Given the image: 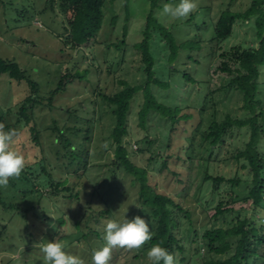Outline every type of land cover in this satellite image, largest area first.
<instances>
[{
	"label": "rangeland",
	"instance_id": "1",
	"mask_svg": "<svg viewBox=\"0 0 264 264\" xmlns=\"http://www.w3.org/2000/svg\"><path fill=\"white\" fill-rule=\"evenodd\" d=\"M60 1L0 0V58L17 63L39 87V104L28 111L32 120L27 124L19 113L29 85L0 76V125L21 132V139L10 147L25 159V170L0 187V198L7 205L6 210L0 205V264H43L37 244L54 239L83 264H91L93 250L105 243L103 225L108 219L122 222L141 216L153 236L156 222L139 201V185L114 164L115 107L102 98L122 91L124 83L144 85L142 54L136 44L143 39L151 13L174 41L170 47L162 31L152 26L155 78L167 84L153 87L152 92L158 102L178 106L179 116L187 118L173 127L151 112L142 125L139 113L145 98L140 91L131 102L124 147L135 166L147 169L149 185L184 211L174 210V234L186 250L185 255L174 254L175 264L227 258L230 253L208 251L202 239L206 231L230 228L244 218L264 226V210H253L251 203L242 201L249 193L251 175L234 158L250 134L247 128H234L211 157L203 136L213 121L245 114L243 95L226 88L231 77L221 70L225 61L221 55L236 47H258L254 21H237L227 40L213 38L220 15L227 10L244 12L251 0H196L195 10L182 20L160 14L163 3L178 0H104L101 31L79 47L68 40L72 12L63 11ZM77 74L85 78L77 79ZM185 74L194 82H187ZM63 78L64 91L55 95ZM262 92L264 109V87ZM32 127L39 133V146L32 142ZM58 130L69 139V146L58 139ZM261 150L264 153V139ZM206 172L227 181L239 179L240 184L226 181L214 192L213 183L204 182ZM53 182L60 183L58 194ZM232 193L240 200L234 211L215 219V207ZM147 244L139 249L112 248L108 264H147ZM258 253L257 264H264V246ZM184 257L186 263H180Z\"/></svg>",
	"mask_w": 264,
	"mask_h": 264
},
{
	"label": "trees",
	"instance_id": "2",
	"mask_svg": "<svg viewBox=\"0 0 264 264\" xmlns=\"http://www.w3.org/2000/svg\"><path fill=\"white\" fill-rule=\"evenodd\" d=\"M54 1V0H52ZM156 2V0H153ZM232 2L237 0H231ZM60 7L63 11L71 10L72 17L69 22L68 40L74 46H82L96 38L102 29L104 21V0H61ZM254 21V30L256 39L259 41L258 47L246 48L236 47L230 53L221 55L225 61L221 64V70L227 73L231 79L227 84V89H234L243 95L242 118H234L227 115L221 122L213 121L209 130L204 133L203 139L209 143L210 157L216 147L224 144L225 137L234 129L249 130V140L244 149L238 151L234 156L236 161L242 162V168L247 169L251 175L250 190L248 195L242 200L245 203H251L253 210H264V153L261 150V144L264 139V109H263V87H264V0H251L250 6L240 13H233L230 10L223 12L215 27L213 40L221 42L231 37L233 28L237 21ZM158 27L162 31L170 47H174L172 37L165 32L166 29L155 22L153 13L147 17L146 28L143 32V39L136 47L142 54L143 71L146 76L144 85L130 86L124 83V89L115 95H102V98L111 106H114V116L116 120L115 128L112 132L114 151V164L133 177V182L139 185L138 198L142 207L150 209L151 216L156 222V228L151 240L148 241L146 248L152 244L159 243L173 255L179 253L185 255V246L180 245V240L174 234L177 226L174 210L184 212L182 207L168 196L158 194L153 187L149 185V173L147 169L135 166L129 159V153L124 147L125 138L128 136V118L131 108V102L135 95L143 92L145 102L139 117L141 124L144 125L147 116L151 112L158 113L160 116L168 119L172 126L177 125L182 118L180 117L179 107L171 108L158 102L152 92L153 87H165L155 78L154 58L151 54V28ZM156 29V28H153ZM126 37V29L124 38ZM122 44L124 41L121 42ZM227 57V58H226ZM8 75L13 82H25L29 85V95L23 101L20 107V116L29 124L31 117L28 111L39 104L38 84L32 81L20 68L13 62L0 58V76ZM187 82H194L189 74L184 75ZM66 78V77H65ZM61 79L54 94L64 91L67 79ZM77 79L85 78V75L77 74ZM58 130V139H64V143L69 146V139ZM32 142L39 146L38 131L32 127ZM113 164V163H112ZM162 168H167V163L162 164ZM25 169H23L24 171ZM45 168L43 167V171ZM33 180V179H32ZM31 180V182H33ZM37 181V177L34 178ZM227 180L222 177H214L207 172L204 175V182L213 183V191L217 192ZM231 186L239 185V179L227 181ZM35 183V182H33ZM55 194H58L60 188L59 182H53ZM229 200L220 201L215 207L213 217H219L231 214L235 205L240 201L238 195L232 193ZM0 205L7 209V205L0 198ZM12 208V207H10ZM16 210L18 208L16 207ZM257 211V212H258ZM264 226L256 227L255 222L244 218L227 229H213L206 231L202 239L206 241L210 253L216 255H230L225 259L203 261L201 264H257L259 249L264 246ZM236 240L235 242H233ZM197 252L196 256H200ZM186 258L180 259V263H186ZM194 260V259H192ZM195 264V263H194ZM198 264V263H197Z\"/></svg>",
	"mask_w": 264,
	"mask_h": 264
},
{
	"label": "clouds",
	"instance_id": "3",
	"mask_svg": "<svg viewBox=\"0 0 264 264\" xmlns=\"http://www.w3.org/2000/svg\"><path fill=\"white\" fill-rule=\"evenodd\" d=\"M195 8L196 0H178L174 4L163 3L160 14L165 18L182 20ZM20 139V131L4 130L3 125H0V187L6 186L10 178L18 177L25 167L24 157L10 147ZM151 238L149 222L141 216L125 218L122 222L108 219L103 225L102 239L105 243L101 248L93 250L91 264H108L112 248L139 249ZM37 245L42 253L43 264H83L78 256L66 252L57 239L42 240ZM146 261L147 264H175L174 255L159 243L147 248Z\"/></svg>",
	"mask_w": 264,
	"mask_h": 264
}]
</instances>
